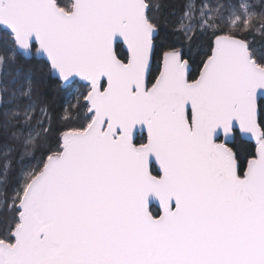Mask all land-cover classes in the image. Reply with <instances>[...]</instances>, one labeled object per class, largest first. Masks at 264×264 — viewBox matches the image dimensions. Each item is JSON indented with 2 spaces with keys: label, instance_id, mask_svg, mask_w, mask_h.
Listing matches in <instances>:
<instances>
[{
  "label": "snow or ice",
  "instance_id": "snow-or-ice-1",
  "mask_svg": "<svg viewBox=\"0 0 264 264\" xmlns=\"http://www.w3.org/2000/svg\"><path fill=\"white\" fill-rule=\"evenodd\" d=\"M165 8L0 0V264H264V0Z\"/></svg>",
  "mask_w": 264,
  "mask_h": 264
},
{
  "label": "trees",
  "instance_id": "trees-1",
  "mask_svg": "<svg viewBox=\"0 0 264 264\" xmlns=\"http://www.w3.org/2000/svg\"><path fill=\"white\" fill-rule=\"evenodd\" d=\"M61 4H68L70 6L71 0H60ZM184 0H162V3L166 5L165 14L171 12L173 10L179 11L183 4ZM171 29V25L168 26L167 30ZM249 39H254V43L256 48H259L263 45L264 40H262L259 34H254V37H249ZM121 49H117L120 51ZM195 52V48L193 49ZM38 59V58H37ZM193 59L197 62L193 64V67H198V61L200 60V55L195 54ZM16 67L21 68L24 71H28L30 68H34L35 70H39L42 66L37 64L35 60L31 57L19 59L16 63ZM157 74V69L155 67V62L153 66V75ZM82 84V82H80ZM44 85L46 86L47 90V100H48V115L47 119L50 120L52 125V132L50 133V139L54 142L56 137L58 136L59 131L61 130V116L65 113V108L69 105H73L76 103L75 98H67L68 92L61 90L60 88L56 87L54 82H50L47 79L44 81ZM73 117L76 116L75 111L72 112ZM3 142V136L0 134V143ZM141 142L139 139L137 143ZM237 151L240 154V163L245 166L247 159L250 157L252 153H254V144L242 139L241 144L237 146ZM35 161H31L34 163Z\"/></svg>",
  "mask_w": 264,
  "mask_h": 264
},
{
  "label": "rangeland",
  "instance_id": "rangeland-1",
  "mask_svg": "<svg viewBox=\"0 0 264 264\" xmlns=\"http://www.w3.org/2000/svg\"><path fill=\"white\" fill-rule=\"evenodd\" d=\"M261 48H264V42H263V45L259 49H261ZM72 97L75 98V92L74 91L71 93L68 92L67 98L70 99Z\"/></svg>",
  "mask_w": 264,
  "mask_h": 264
},
{
  "label": "water",
  "instance_id": "water-1",
  "mask_svg": "<svg viewBox=\"0 0 264 264\" xmlns=\"http://www.w3.org/2000/svg\"><path fill=\"white\" fill-rule=\"evenodd\" d=\"M71 2H72V0H71ZM124 51H126V49H124ZM77 80H79V78H77ZM149 86H150V85H149ZM242 139L247 140V141H249V142H251V143H253V144L255 145L254 140H251V139H248V138H242ZM254 150H255V148H254ZM246 164H247V161H246V163H245V167H246Z\"/></svg>",
  "mask_w": 264,
  "mask_h": 264
}]
</instances>
